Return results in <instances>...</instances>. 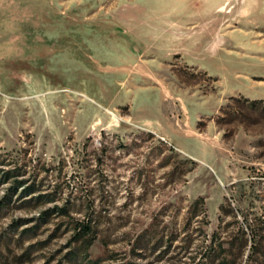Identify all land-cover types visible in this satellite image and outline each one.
Returning a JSON list of instances; mask_svg holds the SVG:
<instances>
[{
  "label": "rangeland",
  "instance_id": "1",
  "mask_svg": "<svg viewBox=\"0 0 264 264\" xmlns=\"http://www.w3.org/2000/svg\"><path fill=\"white\" fill-rule=\"evenodd\" d=\"M230 97L264 101V0H0V169L34 185L0 181V264L88 219L95 264H264V114Z\"/></svg>",
  "mask_w": 264,
  "mask_h": 264
},
{
  "label": "trees",
  "instance_id": "2",
  "mask_svg": "<svg viewBox=\"0 0 264 264\" xmlns=\"http://www.w3.org/2000/svg\"><path fill=\"white\" fill-rule=\"evenodd\" d=\"M230 100L235 102H239L241 100V102L242 101L243 103L245 102L252 109L259 110L261 114H264V101L261 99L249 100L246 97H241L240 99L236 97H230ZM243 107H246V105L244 106V104H242V106H240V104L236 103V106H233L231 105V103H227L225 107L221 109V113L226 114V116H231L232 114H235L236 116L243 115L242 113L243 111L240 110ZM223 118L224 117H218L216 119L217 124H220V121L223 120ZM11 172L12 171H10V169L9 170L0 169V181L3 183L11 180V183L7 188V194L5 196V198H8V200L12 194L17 192L18 189L20 190L22 195L28 193L29 191H31L32 188H34L33 184L31 185L27 184L26 179L18 178V176L15 175H10ZM5 204H7L5 200H0V207ZM94 238H95V233L92 230L89 219L86 221L76 222L73 226L72 239L74 242L76 243L78 242L77 244H79V246H73L70 250H68L64 254L63 256L64 261L60 260L56 264H82V263H77L78 259L87 260L88 258L87 251L88 248L93 244ZM86 263L95 264V261H90L88 259Z\"/></svg>",
  "mask_w": 264,
  "mask_h": 264
},
{
  "label": "crops",
  "instance_id": "3",
  "mask_svg": "<svg viewBox=\"0 0 264 264\" xmlns=\"http://www.w3.org/2000/svg\"><path fill=\"white\" fill-rule=\"evenodd\" d=\"M221 9V8H220ZM215 13V9L214 8H208L206 9V11L202 14V21L206 27L207 30V34L209 32V28L211 26V24L213 23V15ZM194 21H196V23H198V19L195 18ZM207 44L205 46L206 50H214L215 47V42H211L209 40H206Z\"/></svg>",
  "mask_w": 264,
  "mask_h": 264
}]
</instances>
